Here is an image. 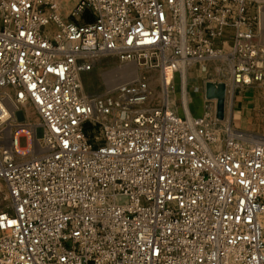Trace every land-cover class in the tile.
<instances>
[{"label":"built area","instance_id":"1","mask_svg":"<svg viewBox=\"0 0 264 264\" xmlns=\"http://www.w3.org/2000/svg\"><path fill=\"white\" fill-rule=\"evenodd\" d=\"M59 4L0 0V264H264V142L149 106L147 80L81 79L116 56L168 93L218 58L235 88L262 80L264 0H77L80 22ZM26 104L39 153L18 147Z\"/></svg>","mask_w":264,"mask_h":264},{"label":"rangeland","instance_id":"2","mask_svg":"<svg viewBox=\"0 0 264 264\" xmlns=\"http://www.w3.org/2000/svg\"><path fill=\"white\" fill-rule=\"evenodd\" d=\"M76 2L77 0H69L63 4L59 1V12L69 20L86 21L88 18L86 14L77 16V18L71 14ZM123 64H128L130 67L135 66L138 73L135 78L147 80L148 84H151L149 85L151 96L147 104L149 106L161 105L164 101V95L158 80V72L133 63H123L116 56L99 58L89 72L82 74L83 90L91 94L104 93L107 90L102 74ZM202 67H205L206 70H202ZM186 75L185 88L190 97L189 108L191 115L201 116L207 112L211 113L217 123L216 127L220 141H223L225 130L230 126L242 134L245 143L264 142V78L235 88L231 84L228 74V64L226 60L221 58L202 64L197 62L186 71ZM181 77L182 75L178 74L174 77L175 85L170 93L173 103L170 104V107L177 113L184 114L181 98V87L183 85ZM208 85H211V93H213L211 96L207 94ZM221 85L223 86L222 89H220ZM231 91L232 93H230ZM220 100L222 102L221 117L218 116ZM236 102L239 104L237 105L239 110H235L234 104ZM240 102H242L241 109L239 108ZM24 106L29 109L30 115H26L22 106H20L17 119L22 122L23 127L33 128L34 135L32 130H29L31 144L34 138L41 141L43 129L40 125L38 112L31 104ZM256 136L262 138L259 139ZM26 139L27 137L21 136V146H26ZM26 153H29V150Z\"/></svg>","mask_w":264,"mask_h":264},{"label":"bare ground","instance_id":"3","mask_svg":"<svg viewBox=\"0 0 264 264\" xmlns=\"http://www.w3.org/2000/svg\"><path fill=\"white\" fill-rule=\"evenodd\" d=\"M61 3H66L69 0H59ZM130 65V64H129ZM202 70H206V68H201ZM104 72V71H103ZM182 77H181V81L183 83L182 87H181V98H182V102L184 104V113L186 115H191L190 113V108H189V101H190V97L188 96V93L186 91V70H182L181 73ZM138 76L137 70L134 67H130L128 66V64H123V65H119L116 68L106 71L102 74V79L103 82L106 86V90L110 89L111 87H114L115 85H117L118 83H122V82H127L132 78H135ZM158 80L162 86V93H163V97L165 99H168V101L171 103H173V98L171 97L169 90L167 91V87L165 86V84L162 82L161 77L158 75ZM174 81V79H173ZM151 85V84H149ZM175 85V83H174ZM232 93V91L230 92ZM11 106V104H9ZM22 108L24 109V112L26 115H30L29 109L25 106H22ZM18 136H25L27 137V141H26V146L23 147L20 144L18 145L20 151L22 153H26L27 150H29L32 153H39L43 150L42 148V142L37 140V141H33L32 144L30 142V132H29V128L28 127H24L20 130V132L18 133ZM259 136H256V138ZM262 137H259V139H261Z\"/></svg>","mask_w":264,"mask_h":264},{"label":"water","instance_id":"4","mask_svg":"<svg viewBox=\"0 0 264 264\" xmlns=\"http://www.w3.org/2000/svg\"><path fill=\"white\" fill-rule=\"evenodd\" d=\"M210 86V87H209ZM223 88V86L221 85L220 86V89H222ZM212 92V90H211V85H208V87H207V94H208V96H211V94H213V93H211ZM222 102H221V100L219 101V112H218V116L219 117H221V109H222Z\"/></svg>","mask_w":264,"mask_h":264},{"label":"crops","instance_id":"5","mask_svg":"<svg viewBox=\"0 0 264 264\" xmlns=\"http://www.w3.org/2000/svg\"><path fill=\"white\" fill-rule=\"evenodd\" d=\"M240 103H241V104H240L239 108L241 109V108H242V102H240ZM237 105H239L238 102H236V103L234 104L235 110H239Z\"/></svg>","mask_w":264,"mask_h":264}]
</instances>
